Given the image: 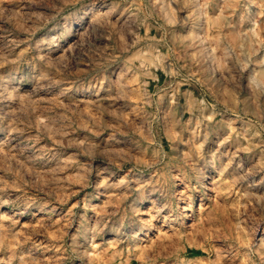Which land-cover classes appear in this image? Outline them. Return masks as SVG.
I'll return each instance as SVG.
<instances>
[{
    "label": "clouds",
    "instance_id": "1",
    "mask_svg": "<svg viewBox=\"0 0 264 264\" xmlns=\"http://www.w3.org/2000/svg\"><path fill=\"white\" fill-rule=\"evenodd\" d=\"M0 264H264V0H0Z\"/></svg>",
    "mask_w": 264,
    "mask_h": 264
}]
</instances>
